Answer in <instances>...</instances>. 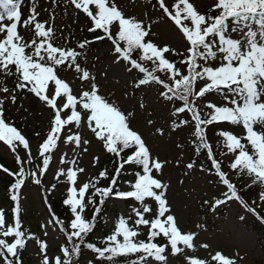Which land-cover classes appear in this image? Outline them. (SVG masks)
<instances>
[{"label":"snow or ice","instance_id":"obj_1","mask_svg":"<svg viewBox=\"0 0 264 264\" xmlns=\"http://www.w3.org/2000/svg\"><path fill=\"white\" fill-rule=\"evenodd\" d=\"M53 3L55 7L63 4L66 12H76L77 18L83 14L89 21L87 31L94 33V38L77 41L72 47L57 44L55 7L50 20L41 22L34 2L28 17L22 19L20 0H0L4 9L0 14V75L15 80L11 89L0 80V141L16 154L19 166L15 173L3 168L5 173L15 176L10 186V199L15 202L14 223L9 224L0 211L3 264H22L21 253L30 240L39 242L40 264H79L82 248L96 254L89 264H117L114 257L118 256H135L131 264H166V250L170 249L172 255H186V249L196 248L198 234L185 233L181 228L167 198L169 185L159 178L170 162L154 155L144 134L131 126L135 113L105 95L97 77L88 69L89 48L98 41L110 42L112 64L127 72L136 70L143 74L133 83L134 89L158 86V97L176 105L171 110V116L176 118L171 131L182 126L190 130L196 155H206L211 162L208 171L214 170L227 187L226 199H217L215 206L235 199L254 212L222 170L207 130L216 127L220 138L216 149L230 161L233 174L250 177L254 185H264V0H215L213 7L203 14L188 0H180L184 7L177 5L175 15L165 7L164 0H159V7L182 33L179 49L155 45L151 40V24L128 15L119 0H53ZM181 12L188 23H182ZM5 19L10 23L4 24ZM18 25L28 28L32 35L25 38L18 32ZM70 37L71 34L65 38L67 43H71ZM166 53L179 59H169ZM148 62L150 67L146 66ZM67 71L82 84L74 89L72 81L64 75ZM25 90L50 110L49 129L37 146V156L33 155L25 135L6 122L5 101L16 104L18 95ZM139 106L143 108V102ZM225 124L241 127L244 134H234ZM85 127L104 152L114 158L115 174L104 168L85 182L87 169L76 166L77 161L67 159L66 153L60 156L59 164L69 167H61L55 178H64L67 196L63 205L70 216L67 221L61 219L48 205L49 218L42 225L44 236L49 235L47 228L51 225L56 234L65 238L60 252L49 255V243L39 241L22 225L20 190L26 181L32 180L47 192L42 177L50 173V165L56 167L54 153L61 142L88 152L85 146L92 139L82 138ZM154 132L164 135L160 127ZM21 147L26 150L23 157L17 151ZM37 160L41 163L35 164ZM99 160V156H94L93 166ZM126 166L135 170L134 182L127 181L128 190H121L118 178L127 171ZM194 167L195 161L186 165L187 170ZM200 170L205 171L202 166ZM78 174H83L79 180ZM101 180L109 181L108 186H100ZM51 187L54 190L56 185ZM110 198L136 202L132 208L134 225L129 224L133 217H119L114 231L101 241V247L88 242V237ZM141 225L148 229L147 241L138 239ZM157 238L166 243L157 242ZM187 259L188 264H206L198 258ZM212 260L218 264H237L235 259L220 252Z\"/></svg>","mask_w":264,"mask_h":264},{"label":"rangeland","instance_id":"obj_2","mask_svg":"<svg viewBox=\"0 0 264 264\" xmlns=\"http://www.w3.org/2000/svg\"><path fill=\"white\" fill-rule=\"evenodd\" d=\"M145 1L148 4H145L143 0H119V5L128 15L141 18L146 24H151V40L155 45L158 47L181 48L182 33L179 27L176 26L175 21L159 7V0ZM33 2L37 7L38 18L41 22L49 21L55 7L53 0H20L22 19L28 17ZM214 2L215 0H188V3L193 4L194 8L202 14L207 13L213 7ZM164 3L165 7H168L169 12L173 15H175L177 5L181 9L184 7L180 0H164ZM3 12L4 9L0 7V14ZM55 13L54 24L57 29V37H59L56 43L68 47L74 46L81 30L84 29L83 23L87 18L83 14L77 18L76 12L70 10L66 12L63 4L55 7ZM183 16L184 13L181 12L182 23H188V21L183 19ZM3 23L8 24L10 22L5 19ZM252 27L253 30L257 29L255 24ZM18 32L25 38L32 35L31 31L22 25H18ZM69 34H71V43H67L65 40L66 37H69ZM110 47V42L101 49H91L92 47L90 46L87 60L88 69L97 77V82L105 95L135 113L131 126L144 134L154 155L170 162L166 165L163 175L159 178L169 185L167 198L181 228L185 233L191 231L198 234L194 251L186 249V255L185 253L172 255L171 252H166V264H188L187 257L204 260L206 264H218V262L212 260V256L216 252L235 259L237 264H264V238L254 229L255 225L264 229V221H262V218H264V198H262L264 185L257 186L254 193L246 197L248 201L245 203L248 204L249 208L254 209V212L246 209L235 199L228 200L224 205L215 206L217 199H226L225 193L228 190L217 178L214 170L208 171L211 169V162L207 160L206 155L202 153L197 156L194 149L191 148L193 146L191 131L183 126L176 131H171V125L176 118L171 116V108L167 102L162 101L158 97V86H144L142 89H134L132 85L136 80L135 75L142 77L143 74L127 72L112 64ZM165 55L172 60L179 59V57L170 56L167 53ZM146 66L150 67V62ZM64 75L72 81L74 89L75 86L82 84L80 80L73 79L71 71H67ZM8 79L0 75V80H4L5 86H7ZM215 99L219 102L218 97ZM141 102L144 104L143 108L139 106ZM5 109L6 113L10 112L15 127L22 128L23 132H26L25 130L33 131L35 128L45 131L47 128V113L38 114L27 99H23L17 104L5 101ZM149 120L155 123L149 125L147 123ZM156 127L163 128V136L155 134L154 129ZM224 127L234 134H244L243 129L239 126L225 124ZM216 131L215 126L208 128L209 141L213 144L217 159L222 162V170L228 174L227 178L233 179L235 174L229 168L230 161L220 155V150L216 149V142L220 139ZM82 133V138L92 139V143L85 146L88 148V152L77 150L74 145H65L61 142L58 151L54 153L53 162L56 167L52 168L50 165V173H45L42 177V181L47 187V192L32 180L26 181L20 190L21 216L24 220V228L38 237L39 241H47L49 243V255L57 254V248L62 242V235L56 234L57 230L53 229L51 225L47 228L48 236H44L45 229L42 227L49 218L46 197L51 195L64 200L67 196L65 183L57 185L54 190L51 187L53 181L57 183L64 182V178L57 180L55 173L61 167L65 169L69 167L68 164H59L60 156L66 153L67 159H75L77 161L76 166L87 169L88 175L84 178L85 182L94 177L98 168L99 162L93 166V157L99 156L101 159L103 150L101 145L91 137L86 127L82 129ZM28 140L30 141L33 155L37 156L38 141L35 139ZM178 145H182V147ZM20 149H17V151L19 152ZM20 154L22 157L25 156L26 150L22 149ZM0 158L17 162L16 154L2 141H0ZM193 161H195V167L187 170L186 165ZM35 164H39V160L35 161ZM35 164L33 167H35ZM201 166L205 171L200 170ZM82 175L78 174V180ZM129 181L134 182V180ZM127 189L128 183H126L124 190ZM2 195L3 188L0 183V199ZM205 201H208V203H205ZM135 203L131 201L129 204H125L120 198H112L108 202L110 209L105 216V222L109 234L114 231L115 224L121 216L126 219L130 216L133 217V219L129 220V224L134 225L132 208ZM0 211H2L1 203ZM147 216L148 214H146V218ZM198 225L199 227H197ZM144 228L145 226L143 225L138 226L139 232ZM202 244H207L209 247H201ZM26 254L30 258L31 264H40L41 253L37 240L28 242ZM94 259L93 257H87L81 264H89V261Z\"/></svg>","mask_w":264,"mask_h":264},{"label":"trees","instance_id":"obj_3","mask_svg":"<svg viewBox=\"0 0 264 264\" xmlns=\"http://www.w3.org/2000/svg\"><path fill=\"white\" fill-rule=\"evenodd\" d=\"M143 2L145 4H148L147 1L143 0ZM84 29L81 30L80 35L77 37L75 44L77 41H82L84 39H93L95 34L94 33H90L87 31V28L89 26V21L86 19L84 21ZM109 44V41H98L96 43H94L93 45H91V49H101L104 48L105 46H107ZM132 72H138V71H132ZM135 79H138L140 76L139 75H135ZM14 83L15 80L14 78H9L7 80V87L14 88ZM23 99H27L28 102H30L32 104V106L34 107V110L38 112V114L40 113H47V128L45 131H42L40 129H34L33 131H27L23 132L22 128H17L18 130H20L23 135H25V137L27 139H35L38 141V144L42 143V138L46 135L48 129H49V120H50V110L43 105L38 98L34 97L32 94L27 93L26 90L24 91V93L22 95H18V99H17V103H19V101L23 100ZM171 110L172 108H174L176 105L175 104H169L167 103ZM6 122H11L14 125V120L10 115V112L6 113ZM37 133H39V136L37 135ZM193 148V146L191 147ZM190 148V149H191ZM19 152H22V149L19 150ZM190 152V151H189ZM113 157L111 154H107L104 152V150H102V155H101V159L99 161L98 164V168L94 174V176H97L99 174L100 170H103L104 168H108L109 172L111 174H115L114 173V168H115V164L113 163ZM39 163L40 160H39ZM3 168H7L9 169L10 172L15 173L19 170V166L17 164V162H11L9 160H5L0 158V183L2 185L3 188V195L1 196L0 199V203L2 206V211L5 214L6 220L8 221L9 224L14 223V218H15V214L13 213L12 209L15 206V202L11 201L10 196H11V192H10V186L11 184L14 182L15 180V176H10L8 173H5L3 171ZM127 171L124 172V174L118 178V185L120 187L121 190H124L127 181L129 180H134V175H135V170L131 167L126 166ZM231 183H233L238 191L239 196L245 201L247 202L248 199L246 198L249 195H252L254 193V191L256 190V187L259 186V184H252L251 183V178L247 177V176H240L237 177L236 175L234 176L233 179H229ZM52 184L57 185H62L64 184L63 181L57 183L55 181L52 182ZM109 181H105V180H101V184L100 186H108ZM128 190V189H127ZM112 198H110L109 200H106L105 205L102 208V213L101 215L98 217L97 219V225L96 228L94 229V232L92 234H90V236L88 237V242L94 243L97 246H103V244L101 243L102 240H104L105 237H107L109 234V231L107 229V224L105 222V216L107 214V212L109 211V205L108 202H110ZM122 201H124L125 204H129L131 202V200H124L122 199ZM46 203L47 206L50 204L51 207L54 209V211L56 212L57 216H59L61 219H65L67 221V218L70 216V213L66 212V208L63 205V199L59 198V197H55V196H51L48 195L46 197ZM92 215V210L91 208L88 210V216L91 217ZM22 218V216H21ZM24 220L22 218V225ZM254 229L262 235V237L264 238V229L258 226H254ZM62 235V234H61ZM147 236H148V229L145 227L143 230H141L140 235L138 237V239H142L147 241ZM65 242V238L62 235V243ZM157 242L163 244L166 243L165 241L161 240L160 238H157ZM61 244L59 245V247L57 248V252H60V248H61ZM27 247V246H26ZM167 253L171 252L170 249L166 250ZM95 253L91 252L88 249L82 248L81 253L79 255V263L81 264V262L87 258V257H93L95 258ZM139 255V254H137ZM135 256H131V257H123V256H118V257H114V260L117 261V264H131V260L135 259ZM22 264H31V260L28 257V255L26 254V249L21 253V257H20ZM0 264H3V258H0Z\"/></svg>","mask_w":264,"mask_h":264}]
</instances>
